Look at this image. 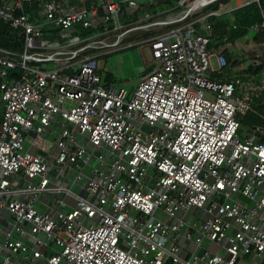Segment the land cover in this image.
I'll use <instances>...</instances> for the list:
<instances>
[{
    "label": "built area",
    "instance_id": "2783aa9c",
    "mask_svg": "<svg viewBox=\"0 0 264 264\" xmlns=\"http://www.w3.org/2000/svg\"><path fill=\"white\" fill-rule=\"evenodd\" d=\"M218 1L176 0L124 22L141 1L0 0L20 42L0 47V264L264 263V126L237 135L264 71L249 73L259 54L233 44L229 61L208 50L220 14L206 9ZM141 27L156 29L153 65L128 97L94 51ZM259 32L263 9L240 39ZM204 239L218 249L189 252Z\"/></svg>",
    "mask_w": 264,
    "mask_h": 264
},
{
    "label": "rangeland",
    "instance_id": "374dc122",
    "mask_svg": "<svg viewBox=\"0 0 264 264\" xmlns=\"http://www.w3.org/2000/svg\"><path fill=\"white\" fill-rule=\"evenodd\" d=\"M137 1H143V0H137ZM251 2L250 0H220L212 5H210L206 10H217L219 14L223 15L224 17H232L234 16V13L232 12V8H235L238 3H246ZM258 3V2H256ZM248 5V4H247ZM246 6V5H245ZM230 9V11H228ZM251 11L253 9L250 8ZM205 11V10H204ZM264 11V7H263ZM260 17H261V10L259 11ZM178 14V12L170 13L168 16L175 17ZM164 17V16H160ZM144 25V24H143ZM138 24V26H143ZM156 30L152 27H141L140 29H137V31L130 32L124 36V39L121 40V42L116 45L115 47H102L94 52L99 54V65L101 67V76L102 78H105L106 75H111L113 77L112 85L114 87H123L128 91V97L131 96L133 93L138 79L145 73L149 72L151 70V67L153 65V61L151 60L147 39L149 36L145 35L146 33H149L151 31ZM118 34V32H114L112 37L106 36L104 39L105 43H111L115 40V36ZM109 37V38H108ZM257 37L260 39L258 41H252V43H244L240 38L237 40V42H234L233 45H235L239 49L247 50V51H253V49H257L259 44L264 43V32H259L257 34ZM112 38V39H111ZM101 39V38H100ZM99 46V45H96ZM242 50V51H243ZM246 53V51L244 52ZM213 64L215 66L214 59ZM2 106V105H1ZM143 129H146V127H143ZM244 134H241L239 137H243ZM92 146H87V150H91ZM227 153V151H225ZM91 168H99L97 161L94 159L92 163L85 167V174H89ZM85 181V178L82 180V183ZM74 192H79V187L74 188ZM40 200H43V196L39 197ZM52 200L50 197L48 200L44 199V201L49 202ZM64 202L66 205L70 207V205H73V199L66 197L64 199ZM39 203H36V207H38ZM46 206L42 208L41 211H45ZM69 208L67 207L66 210ZM192 212V211H191ZM200 214V211H197L193 215L197 217ZM157 216L161 219H165V215L163 213H157ZM84 226H87V222L84 223ZM184 231V229L182 230ZM218 249V245L215 242L209 241L207 239L203 240V245L200 248H196L195 245H191L189 247V252H195L197 255H201L205 250H208L210 252H215ZM264 258V254L262 255ZM247 262L249 263L250 257L246 258ZM260 263H262V260H258ZM61 264H68L64 261L61 262ZM264 264V263H262Z\"/></svg>",
    "mask_w": 264,
    "mask_h": 264
},
{
    "label": "trees",
    "instance_id": "16d2710c",
    "mask_svg": "<svg viewBox=\"0 0 264 264\" xmlns=\"http://www.w3.org/2000/svg\"><path fill=\"white\" fill-rule=\"evenodd\" d=\"M176 0H154L153 4L150 6H145V1H141L142 5L138 11L124 22L135 21L137 17H143L145 14H155L158 10H165L173 6ZM264 7V0H259L258 3L252 2L246 6L237 8L233 10L234 16L227 17L223 15L209 17V23L211 25V35L215 37L218 42L215 45H209L208 50L210 52L221 51L226 56L227 61H229L230 56L228 55L226 48L227 44L232 45L234 42L240 38V35L245 31V28L258 23L261 20L259 11ZM253 9V11L250 10ZM217 11V10H213ZM235 25V28L232 26ZM146 33L145 35H148ZM260 38L255 36L253 41H258ZM0 47L5 49L19 50L20 42L17 39L16 32L11 29L7 23L0 21ZM254 54H259V59L257 65L254 68H249L248 72L257 74L260 71H264V47H257L253 51H248V55L254 56ZM13 75L17 76V70L12 72ZM214 77H218L215 76ZM220 77V76H219ZM113 77L111 75H106L105 82L111 84ZM2 114V106L0 102V121ZM237 120L239 122V129L237 135L246 134L255 125L264 126V93L252 103V108L242 116H238Z\"/></svg>",
    "mask_w": 264,
    "mask_h": 264
},
{
    "label": "crops",
    "instance_id": "0c3cea01",
    "mask_svg": "<svg viewBox=\"0 0 264 264\" xmlns=\"http://www.w3.org/2000/svg\"><path fill=\"white\" fill-rule=\"evenodd\" d=\"M144 75V74H143ZM142 75V76H143ZM31 264H46L45 262H43V261H36V262H34V263H31ZM61 264V263H60Z\"/></svg>",
    "mask_w": 264,
    "mask_h": 264
}]
</instances>
